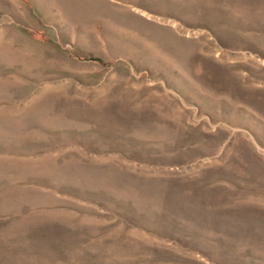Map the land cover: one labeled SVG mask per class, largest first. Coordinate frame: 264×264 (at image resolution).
<instances>
[{
    "label": "rangeland",
    "instance_id": "374dc122",
    "mask_svg": "<svg viewBox=\"0 0 264 264\" xmlns=\"http://www.w3.org/2000/svg\"><path fill=\"white\" fill-rule=\"evenodd\" d=\"M0 264H264V0H0Z\"/></svg>",
    "mask_w": 264,
    "mask_h": 264
}]
</instances>
